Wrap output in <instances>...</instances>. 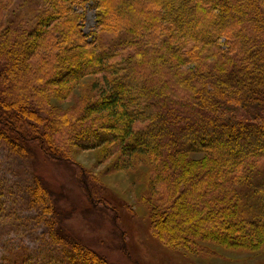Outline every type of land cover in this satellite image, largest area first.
<instances>
[{
  "label": "trees",
  "instance_id": "16d2710c",
  "mask_svg": "<svg viewBox=\"0 0 264 264\" xmlns=\"http://www.w3.org/2000/svg\"><path fill=\"white\" fill-rule=\"evenodd\" d=\"M91 2L97 29L86 34ZM33 5L18 24L0 20V142L25 156L34 147L60 165L75 164L79 150L127 165L145 157L155 238L185 251L205 243L263 250L264 0ZM89 76L99 78L91 88L99 97L53 106ZM74 173L91 207L120 230L99 181L78 165ZM31 198L69 264H114L62 233L75 213L62 207L65 190L37 177Z\"/></svg>",
  "mask_w": 264,
  "mask_h": 264
},
{
  "label": "rangeland",
  "instance_id": "374dc122",
  "mask_svg": "<svg viewBox=\"0 0 264 264\" xmlns=\"http://www.w3.org/2000/svg\"><path fill=\"white\" fill-rule=\"evenodd\" d=\"M33 3L34 0H0L1 22L7 27L20 23L34 10ZM96 13L91 2L85 14L86 34L97 29ZM198 51L205 53L201 47ZM209 57V63L218 66L216 58ZM97 80L95 76L85 78L71 98L65 102L53 100V106L66 111L81 98L96 99L99 95L92 93L91 88ZM33 150L36 154L25 156L11 152L0 142V264H69L61 247L44 235L47 218L32 203L31 191L37 177L57 191L65 190L69 196L62 207L75 213L69 215L62 233L100 252L114 264H264V249L233 251L205 243L196 251H185L170 248L155 238L151 212L145 202L150 172L145 157H134L127 165V160H119L117 155L79 150L73 155L76 165H60L36 148ZM77 165L94 175L113 202L120 230L99 208L91 207L74 173Z\"/></svg>",
  "mask_w": 264,
  "mask_h": 264
}]
</instances>
